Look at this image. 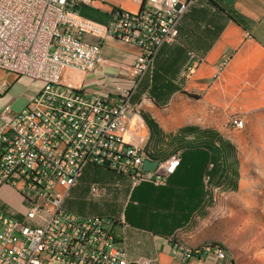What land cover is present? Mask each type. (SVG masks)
<instances>
[{
    "label": "built area",
    "instance_id": "obj_1",
    "mask_svg": "<svg viewBox=\"0 0 264 264\" xmlns=\"http://www.w3.org/2000/svg\"><path fill=\"white\" fill-rule=\"evenodd\" d=\"M135 1L139 11L114 8L102 25L77 11L91 0H0V70L43 83L21 112L0 111V190L12 189L23 205L17 215L0 212V264H149L128 260L115 219L82 217L64 207L88 166L160 187L180 164L178 157L145 171L141 148L125 136L137 117L133 100L143 79L159 50L177 41L179 23L196 0ZM108 38L140 50L127 81L114 78L103 94L64 84L68 69L98 71ZM176 246L186 264L205 252L218 264L228 259L213 246L198 253Z\"/></svg>",
    "mask_w": 264,
    "mask_h": 264
},
{
    "label": "crops",
    "instance_id": "obj_2",
    "mask_svg": "<svg viewBox=\"0 0 264 264\" xmlns=\"http://www.w3.org/2000/svg\"><path fill=\"white\" fill-rule=\"evenodd\" d=\"M140 7L135 0H91L77 11L84 19L107 25L114 8L137 12ZM178 29L177 41L159 50L134 97L137 117L125 136L157 162L177 155L176 171L165 186L157 187L135 185L129 176L91 165L83 178L106 175L91 183V189H103L98 202L107 204L84 207L78 203L84 179L70 189L64 203L68 212L78 216L115 219V231L132 263L186 264L184 251L176 245L191 253L210 246V238L200 235L196 221L204 210L203 176L219 145L216 136L234 134L237 120L246 126L264 121V0H196ZM139 54L137 47L108 38L102 43L103 64L96 73L68 69L62 81L90 94H103L114 78L127 81ZM33 82L23 108H11L13 113L21 112L39 92L33 86L38 81ZM146 119L154 121L160 133L151 137ZM5 196H11L16 207L20 205L12 189H1L0 197ZM224 248L229 263L227 259L219 264H234ZM190 262L218 264L208 252Z\"/></svg>",
    "mask_w": 264,
    "mask_h": 264
},
{
    "label": "rangeland",
    "instance_id": "obj_3",
    "mask_svg": "<svg viewBox=\"0 0 264 264\" xmlns=\"http://www.w3.org/2000/svg\"><path fill=\"white\" fill-rule=\"evenodd\" d=\"M7 75L0 70V85H8L0 94V111L8 106L19 111L34 80ZM33 86L41 90L43 83L38 81ZM221 137L233 145L238 176L233 175L229 168L226 179H221L216 186L211 185L208 192L212 197L204 205L196 225L200 235L210 238L208 245L220 243L230 251L234 264H264V121H256L254 126L244 124L234 134ZM84 173L85 170L80 179H84L85 187L78 195V203L84 207L95 203L106 205L107 202H98L102 198L91 189V183L106 175L100 174L96 178V174H89L83 178ZM22 208V203L18 207L11 203V196L0 197V212L17 215Z\"/></svg>",
    "mask_w": 264,
    "mask_h": 264
},
{
    "label": "trees",
    "instance_id": "obj_4",
    "mask_svg": "<svg viewBox=\"0 0 264 264\" xmlns=\"http://www.w3.org/2000/svg\"><path fill=\"white\" fill-rule=\"evenodd\" d=\"M146 121L151 129V137L154 132L160 133V130L154 121H151L150 119H146ZM216 137L219 145L215 147L216 152L213 151L211 155V159L208 163V166L203 176V190H204L203 205L208 203V199L212 197V194L208 192L209 188H211V185L216 186V183L221 181V179H226L228 177L229 168L231 169V173L233 175L238 176V171H237L238 163L234 155V148L232 143L226 142L221 136H216ZM158 162H163V161H158ZM205 177H209V180H207V182L204 181Z\"/></svg>",
    "mask_w": 264,
    "mask_h": 264
},
{
    "label": "bare ground",
    "instance_id": "obj_5",
    "mask_svg": "<svg viewBox=\"0 0 264 264\" xmlns=\"http://www.w3.org/2000/svg\"><path fill=\"white\" fill-rule=\"evenodd\" d=\"M141 153H142V157L145 158V161H154V162H157L155 161L154 159H152L151 155L146 152L145 150L141 149ZM178 159V156H173L171 157L170 159H168L167 161H164V162H157L158 164H165V162H175L176 160ZM207 182V181H206ZM213 245H210V246H205L207 249L206 250H209ZM216 250V252H224L225 255H227L225 249L221 246V245H214L213 246ZM199 250L201 249H194V253H198Z\"/></svg>",
    "mask_w": 264,
    "mask_h": 264
},
{
    "label": "water",
    "instance_id": "obj_6",
    "mask_svg": "<svg viewBox=\"0 0 264 264\" xmlns=\"http://www.w3.org/2000/svg\"><path fill=\"white\" fill-rule=\"evenodd\" d=\"M158 166V163L157 162H154V161H146L144 163V170L145 171H154Z\"/></svg>",
    "mask_w": 264,
    "mask_h": 264
}]
</instances>
